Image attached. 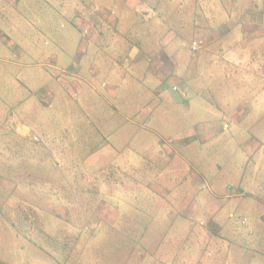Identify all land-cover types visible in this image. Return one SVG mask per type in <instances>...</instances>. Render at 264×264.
Segmentation results:
<instances>
[{
	"label": "rangeland",
	"instance_id": "1",
	"mask_svg": "<svg viewBox=\"0 0 264 264\" xmlns=\"http://www.w3.org/2000/svg\"><path fill=\"white\" fill-rule=\"evenodd\" d=\"M49 1L56 0H35L31 11L4 10L6 19L0 15V29L5 32L13 27L16 43L26 42V33L35 40L56 37L57 29L59 43L64 45L52 43L46 49L59 54L58 70L48 73L50 79L92 59L82 51L93 43L88 40L93 37L88 27L92 17L99 18L101 11L108 19L122 14L121 25L102 22L114 34L101 43L106 51L116 48L121 53L123 49L116 60L128 64L133 73L138 71L132 73L136 85L123 91L127 98L133 92L132 104L129 101L125 106L129 108L123 109L135 112L136 120L108 119L118 104L99 96L101 83L94 82V90L85 83L84 87L60 84L52 97L43 95V88L37 89L44 103L40 107L23 87H8V76L0 70V93L5 95L0 98L8 102L0 100V120L6 123L9 114L14 117L8 135L0 129V264H157L163 256L172 257L174 264L244 261L241 253L229 254L225 243H239L236 246L241 249L247 241L235 234L226 238L228 228L222 229L225 239L221 232H206L207 216L187 222L193 231L181 232L184 221L172 209L176 192L164 200L166 193L155 183L159 178L154 174L168 161L180 165V176L215 171V176L206 177L219 186L224 180H232L233 186L243 181L246 197L219 200L223 209L218 219H230L229 213L247 218L241 230H255L251 241L259 259L253 264H264V0H186L185 5L174 0L171 6L164 0H149L153 4L145 2L137 11L130 8L132 0L128 6L122 0L120 8L117 0H100L95 13L88 7L97 0H91L92 5L78 9L88 25L75 28H65V20L57 23ZM171 22L179 32L172 30ZM137 29L147 33L146 40H138ZM119 32L121 39L113 38ZM199 40L203 46L193 52L190 45ZM132 49L136 55L124 63ZM46 56L29 57L31 71L17 72L23 84L38 87L39 70L49 60ZM185 70L194 95L187 94L183 103H168L158 96L157 85L162 83L188 85ZM18 98L23 102L16 103ZM149 112L151 120L144 128L139 119L147 118ZM112 121L110 128L123 129L121 135L130 133L114 135L125 140V145H107L104 136L110 128L105 124ZM213 124L226 131L221 129L211 142L201 137L194 148L170 156L157 148L163 140L177 146L179 133ZM179 173L172 170V177L176 179ZM151 209L157 216L151 215ZM170 218L176 226H171ZM138 237L142 243L136 241ZM161 239L170 243H158Z\"/></svg>",
	"mask_w": 264,
	"mask_h": 264
},
{
	"label": "crops",
	"instance_id": "2",
	"mask_svg": "<svg viewBox=\"0 0 264 264\" xmlns=\"http://www.w3.org/2000/svg\"><path fill=\"white\" fill-rule=\"evenodd\" d=\"M89 1L91 0H56L55 2L49 1L50 2L49 4L55 7L54 12L56 15L57 23L59 19H61V22L65 20L67 22V24H65L66 25L65 28H75L76 25H79L82 23L86 25L87 23L86 20L81 19L79 16L80 15L79 10L84 9V6L86 4L92 5V3ZM34 2L35 0H0V6H2V11L0 15L3 17L5 21L6 14L4 13V10H9L10 8H14L16 10L21 9L23 11H31ZM114 2L117 7L118 6L122 7L121 5H123L122 0H117ZM128 2L129 1L127 0L125 5L128 6L129 5ZM132 2L133 4L130 6L131 9H134L137 11L141 7H143L142 0H132ZM99 4H101V1L97 0L94 6L88 7L89 9L93 8L91 10V13H95L96 11L95 8L97 6L99 7ZM127 12L128 11H126V13ZM34 13L35 11L32 12V16L35 17L36 15H34ZM99 13H100L99 18L104 19L106 21L101 20L98 17H92L90 19L88 27H90L89 29H91V32L93 31L94 33L92 35L93 37L90 36L91 38L89 37L90 39L88 38V40L93 39L92 40L93 43L89 42L88 46L84 47V49L82 50L85 57H88L89 54L92 55V59L89 60V61H92V63L87 64V65L85 64L86 66L83 69L80 67H77V70L75 71H73L72 69L64 70L62 73L63 75H59L58 77L57 75L54 76L53 74V76L50 77V79H49L48 73L49 72L52 73V71L58 70L59 66H58L57 60H58L59 54L55 50L53 52L50 49V51L53 52L52 53L50 51H46V49L48 50L49 49L48 47L52 43H55L57 46L64 45L63 43L61 44L59 43L61 38L59 37V34L57 33V29H55L56 37L49 36V38L48 37L43 38V36H41L40 38L35 40L32 34L29 35V33H26V42L18 40L17 43L15 39H13V37L11 36L12 32L16 31L13 27L8 28L7 31H5L6 33L4 32V30L0 29V70L3 71V74H7L8 76L7 77V80L9 81L8 87L18 86V87L31 88V89L43 88L41 90L42 94L43 95L45 94L46 97H52L55 95L56 92H58V86L60 84L62 86H65V84H68V85L76 84L78 87L79 85H82V87H84V83H85L86 85L91 87L90 90H94V89H97V86L94 82H97L98 86H99V83H101L102 89L99 90L98 92L99 96L102 99L104 98L103 100H105L106 102H108L110 99V100H113L112 102H116L118 104V106L115 105V109L113 112L110 113L109 115L110 117H108V119L109 118L117 119L119 116V117H124L126 120H131V121L136 120L134 117L135 112H126V110L129 107H125L129 101L131 103L133 99V92H130L131 93L130 98H127V95H124L123 97V91H126L127 86L133 87L136 85L135 80H134L135 77L132 75L133 69L131 70L128 64H120V62L116 60L117 54H119L118 56H120L121 54H124L123 49L121 53H120V49L117 50L116 48L113 51H106L105 50L106 48L104 49L102 48L103 45L101 43L102 41L104 44H106V41L110 40L112 37V34H114V32L111 33L107 31L106 26H102V22L104 24L112 23L113 26H117L120 23V21L124 20L125 18L121 19L122 15L119 14V15H116L114 19L111 18L113 16H110L108 19V18H103V16H101L102 13H104V11H101ZM25 19L26 18H24L23 20ZM45 19H48L47 16ZM93 21L96 22L94 23L95 25H97V27L95 26L96 28L94 26H91L93 24ZM121 24L122 22L120 23V25ZM49 31H53V30L49 29ZM18 32L19 31H17V34H15L17 38L19 37ZM120 35L121 34L119 32V35H114L113 38L121 39V37H119ZM51 39H54V41H52ZM129 51L131 53L130 57H126V58L124 57L125 59L124 63L128 61H132L131 55H136L135 50L132 49ZM43 55H48L46 57H49V60L47 62H44L45 63L44 69L39 70L42 73H39L40 83L38 82L35 84V86H38V87H34L32 85L34 83L23 84L22 83L24 81L23 77H22V80H23L22 81L21 76H18L17 72L19 70H22L21 72H24L25 70L31 71L29 70L31 69L30 63H32L33 60L28 61L29 57L30 56L37 57V56H43ZM73 65H75V63H73ZM15 69H16V73L13 75L14 73L13 70ZM137 72L138 71H136V73ZM136 73H133V74L136 75ZM188 73H189L188 70L184 71V74H185L184 77L187 79L186 83H188V85L180 84L177 86L176 83H173V84L169 83V85L162 83V86L157 85L158 88L160 87L158 96H160L163 100H165L168 103L170 101L183 103L182 101L186 99L187 94L189 96L194 95L191 88H189L190 78L188 77L190 76ZM85 77L93 78V82L88 81ZM142 80H144V78L141 79L140 81ZM150 81H152V79H150ZM173 86L178 87L177 88L178 93L175 94L174 91H172ZM31 95L37 98V101H34V102H37L38 106L42 107L41 104L43 103L42 102L43 99H41V94L36 93V91L33 90L31 92ZM85 95H88V94L86 93ZM0 96L1 98H3L5 95L0 93ZM1 101L2 103H8V102H4L3 100ZM18 101H20V103L23 102L21 99H19ZM123 108H125L126 110H124ZM120 109H122V111ZM147 116H148L147 118L144 117L142 119H139L140 121H142V123H144L143 124L144 128L146 127L149 120H151L150 112L148 113ZM8 117L11 118L12 115L9 114ZM3 122L4 121H1L0 123V126H2L0 129L3 131H6L8 135L11 127L8 123L5 124ZM136 122L138 123V121ZM136 122H134V124H136ZM111 125H114L113 121L111 124L110 123L105 124V128L106 129L110 128ZM221 129L222 131H226L224 127L220 128V127H217L216 125L214 126V124L212 126L202 125L200 127H195V129L185 130L182 133H179L177 146H173V145L170 146L167 144L166 140H163L162 145L161 143H158L157 148L159 150H162L164 153H167V155L169 156L175 153L177 154L178 151H180V149L183 151L188 148H194L193 146H196L197 142L199 141L201 137H205L206 142L213 141L214 137L220 134L219 131H221ZM106 131L107 132L104 138H106L105 141L107 145H110V146L112 145L114 146V143L116 146H118L119 144L121 145L126 144L125 140L115 138L114 136L115 133H117L118 136H130L129 132L121 135L123 129L115 130L113 128H110V129H107ZM100 134L101 136L104 135L103 132H100ZM170 141H172V139H170ZM172 143L174 144V141H172ZM162 151H160L161 154H162ZM174 169L180 170V173L176 177V179L172 177V170ZM203 173L205 174L195 175V176L192 174L191 176H188V175H185V172H184L180 176L181 174L180 165L178 163H172L168 161L167 166H165L164 168H161L156 174H154L156 178L157 177L159 178V180H156L155 183H157V186H159L160 189L163 190V193H166L163 195L164 200H166L167 198L165 197L169 196L170 193H172L173 191H175L177 194L176 199L175 200L173 199L172 209L173 210L176 209L178 217H181V219L184 221L185 227L181 230V232L183 233H186L187 231H193L191 228L192 226H190L187 222L195 221L200 216H207V218L213 219L220 227L227 226L226 222L230 220L228 219V217L225 216V220L223 222H221L220 219H218V215L223 209V204H220L218 201L225 199V198H227L228 200V196H230L231 198L238 199V200L241 199V197H246V193L244 191L245 185H243V181L242 183H239L241 185L235 182L234 184H237V186H233L232 180H224L221 182V185L219 186L220 183L217 184L215 183L214 179L210 178L209 180L206 177L207 175L215 176L217 172L205 171ZM240 175H241V172H240ZM160 184H163L164 187H161ZM205 185L207 187H204ZM229 188H230V192H229ZM229 193H231V195H229ZM154 210L155 209H151V211L154 212V213H151V215L152 216L154 215L155 217L157 215ZM169 212L166 213V215L169 214V217H171L172 215L170 216ZM231 214L234 215L233 213ZM231 214L229 213V218ZM240 219L242 220V218ZM261 219H262V223H264L263 216L261 217ZM175 221L176 220L171 219L172 227L173 225L176 226ZM187 224L189 225V227ZM249 232L251 235V233H254L255 230L249 229ZM185 236L186 235H184L182 238L181 237L179 238L183 239ZM162 241H163L162 243H170L169 240L167 242H164L165 239H163ZM247 243H251V242L248 241ZM230 263L235 264L236 262H234L231 259ZM250 264H253V262H251Z\"/></svg>",
	"mask_w": 264,
	"mask_h": 264
},
{
	"label": "trees",
	"instance_id": "3",
	"mask_svg": "<svg viewBox=\"0 0 264 264\" xmlns=\"http://www.w3.org/2000/svg\"><path fill=\"white\" fill-rule=\"evenodd\" d=\"M157 2H160V1H162V0H156ZM166 3L165 4H169L170 6L171 5H173L174 4V0H164ZM142 2L143 3H145V2H148L149 4H153L152 3V1L150 2L149 0H142ZM180 3L182 4V5H185V3H186V0H180ZM118 8H120L119 6H118ZM194 12H196V10L194 11ZM199 14V13H198ZM119 15V14H118ZM120 15H122V14H120ZM124 17H123V15H122V17H121V19H123ZM182 18H184V19H186V17H185V15H184V17H182ZM170 22V21H169ZM170 25H171V28H172V30L173 31H176V32H179L178 31V26H175L174 25V23L173 22H171V23H169ZM135 32V31H134ZM93 31H92V34L91 35H93ZM97 33V32H96ZM134 34H137L136 35V37L138 38V40L140 39V40H146L147 39V33L145 32V31H141V30H136V32L134 33ZM83 35V34H82ZM91 38V37H90ZM89 38V39H90ZM128 40H132V38H130V35H128L127 37H126ZM136 38V39H137ZM91 40H93V39H91ZM92 63V61H88L87 63H85L86 65L87 64H91ZM82 65L81 66V68L83 67H85L86 65ZM82 68V69H83ZM26 91H27V93H28V96H32L31 95V92L33 91V90H39L40 88H35V89H31V88H24ZM33 97V96H32ZM20 98H18V99H15L16 101V103H18V104H20V101H18ZM18 101V102H17ZM39 101V100H38ZM38 105V103L36 102V103H34V105ZM44 108V107H43ZM11 111V110H10ZM10 115H12V114H10ZM12 117H13V115H12ZM12 117L10 118V120H9V122H6V123H8V124H10L11 125V120H12ZM5 121V120H4ZM3 123H5V122H3ZM5 123V124H6ZM0 128H1V126H0ZM7 134V133H6ZM2 151H3V149H2ZM0 153H2V152H0ZM239 217L240 216H235V215H233L232 217H230V227L229 226H224V227H220V226H218V224L213 220V219H209L208 220V222H206V227H207V229L206 228H204V230L207 232H212V234H215V233H217V234H219L220 232H221V234H222V237L225 239V235L222 233V229L223 228H228L229 229V232H230V234L229 235H227V237L226 238H228V237H230L231 235H233V237L235 236V235H239L238 237H240L241 236V238L243 239V241H250L251 243H241V249H240V247L238 246H236V244H238L239 245V243H225L226 244V249H228V253L229 254H233L234 255V257H236V255L237 254H243V255H245V260L244 261H242V260H236V263L237 264H246L248 261H249V264L251 263V261L252 262H258V257H255V255L253 254V251H255L256 249H254V247H255V245L253 244L254 242H252L251 241V237H253L254 236V234L255 233H253L252 235H250V232H249V230H244V231H242L241 229L242 228H244V227H242V226H246V225H241V220L239 219ZM233 222V223H232ZM248 224V223H247ZM214 232V233H213ZM235 234V235H234ZM136 241L138 242V243H142V240L138 237L137 239H136ZM163 241H162V239H161V241H159L158 243H162ZM144 245V244H143ZM164 245H162V248L164 249ZM256 248V247H255ZM171 258L172 257H169V258H166V256H163L160 260H162L163 262H156L157 264H174V259L173 260H171ZM145 260H148V262L151 260V258L150 257H148L147 259H145ZM235 263V264H236ZM260 263V262H259ZM151 264V263H150Z\"/></svg>",
	"mask_w": 264,
	"mask_h": 264
},
{
	"label": "built area",
	"instance_id": "4",
	"mask_svg": "<svg viewBox=\"0 0 264 264\" xmlns=\"http://www.w3.org/2000/svg\"><path fill=\"white\" fill-rule=\"evenodd\" d=\"M88 33V31L86 30L85 31V34H87ZM202 46H203V41H194L191 45H190V48L192 49V51L193 52H198L201 48H202ZM177 90V88L176 87H174V91H176ZM204 187H207L206 185L204 186ZM233 215L231 214L230 215V217H232ZM247 219H242L241 220V224H243V225H246L247 224Z\"/></svg>",
	"mask_w": 264,
	"mask_h": 264
}]
</instances>
